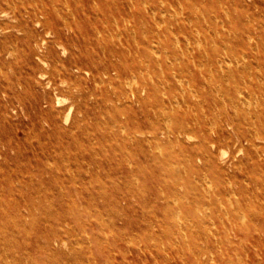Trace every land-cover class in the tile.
<instances>
[{
    "label": "rangeland",
    "instance_id": "obj_1",
    "mask_svg": "<svg viewBox=\"0 0 264 264\" xmlns=\"http://www.w3.org/2000/svg\"><path fill=\"white\" fill-rule=\"evenodd\" d=\"M10 2L29 15L0 13V264H264V142L205 161L198 128L148 133L216 123L201 86L264 115V0Z\"/></svg>",
    "mask_w": 264,
    "mask_h": 264
},
{
    "label": "bare ground",
    "instance_id": "obj_2",
    "mask_svg": "<svg viewBox=\"0 0 264 264\" xmlns=\"http://www.w3.org/2000/svg\"><path fill=\"white\" fill-rule=\"evenodd\" d=\"M1 1L5 2L6 8L2 7ZM40 1L43 3L42 0ZM7 10L13 14L12 16L15 19L29 15L27 8L23 7L18 9L16 5L13 4V2H10V0H0V13H4ZM12 27L15 28L16 26ZM250 70H252V68ZM187 95L197 103H201V99H203L205 102H208L209 100L213 102L217 101L221 106V109L218 110V113L215 115L216 123L205 121L206 116H203L204 118L201 117L203 119H193V121L190 123H177L171 130L151 129L148 131V133H150L154 139H157L158 136L161 135L169 141L170 136H172L174 141L178 142L179 136L185 135L190 138L191 133L193 134L194 130L198 128L201 132V139H199L197 145H201L203 149L195 153L194 157L195 159H204L205 161H210L213 159L214 153L229 143H237L238 150L244 151L245 147H243L242 141H245L247 145L246 147H252L254 149L257 146L254 142L255 139L264 142V115H258L257 112L254 115L252 113L248 114V111L251 110V103L246 102V100H244L241 95L235 94L233 97L229 94V92H225L219 88H209V90H207L203 86H201L198 90L191 88L189 91H187ZM147 98L148 97H145L144 99ZM183 101L185 102V100ZM224 105H229V107L232 109L231 114H229L228 111L224 109ZM240 120H242L248 126H260L259 131L255 132L254 134L248 132V134L245 136H241L237 127V124L240 122ZM200 128H204V132H202Z\"/></svg>",
    "mask_w": 264,
    "mask_h": 264
}]
</instances>
